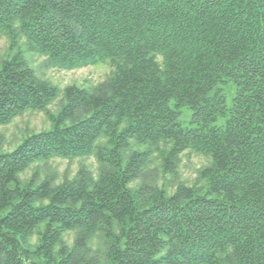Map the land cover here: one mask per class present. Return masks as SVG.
<instances>
[{"label":"trees","instance_id":"1","mask_svg":"<svg viewBox=\"0 0 264 264\" xmlns=\"http://www.w3.org/2000/svg\"><path fill=\"white\" fill-rule=\"evenodd\" d=\"M2 33L0 127L51 129L0 152V264H264V0H0ZM33 53L112 73L61 90ZM187 151L209 159L196 184L159 185L155 155L175 179Z\"/></svg>","mask_w":264,"mask_h":264},{"label":"rangeland","instance_id":"2","mask_svg":"<svg viewBox=\"0 0 264 264\" xmlns=\"http://www.w3.org/2000/svg\"><path fill=\"white\" fill-rule=\"evenodd\" d=\"M22 49H26L23 46ZM10 42L5 33L0 34V62L3 58L9 54ZM32 67L37 71L40 78L51 82L59 87L61 90L68 86L76 85L83 88H93L98 84L104 82L112 73V68L108 64H98L84 67L75 70H66L60 68H47L44 66L46 58L39 54H28ZM229 94V101L232 99L230 89L225 87ZM62 104L60 99L57 104L50 107V111L56 113L59 105ZM181 123L184 127L189 126L190 113L188 110H184V115L181 118ZM51 129V122L45 112L40 111H27L23 116L17 118L10 126L0 127V141L3 144L4 149L0 150L1 153H7L13 151L21 142L26 138L30 132L38 133L41 131H48ZM161 160L155 155V160L150 168L151 174L157 176L159 185H163L164 182L170 185L174 190L177 184L181 181L186 183L187 186H194L198 171L209 164V159L201 154H197L193 151H187L181 156V163L178 169V176L174 179L170 175H163L161 167ZM81 166H87L93 173H98V164L95 158L87 160L77 159L74 161H67L62 159H54L47 165L40 164L36 166L40 169L42 176L45 173H56L61 179L67 175L74 177ZM47 167V168H46ZM34 169H29L24 178H28L32 175ZM74 240V234L71 233L66 237V242L71 245ZM97 246V240L95 241Z\"/></svg>","mask_w":264,"mask_h":264}]
</instances>
